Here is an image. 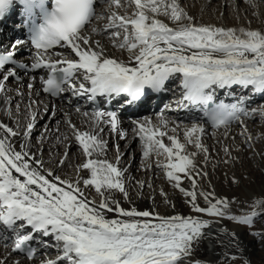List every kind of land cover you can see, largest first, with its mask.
Masks as SVG:
<instances>
[{
	"label": "snow or ice",
	"instance_id": "6c2138e0",
	"mask_svg": "<svg viewBox=\"0 0 264 264\" xmlns=\"http://www.w3.org/2000/svg\"><path fill=\"white\" fill-rule=\"evenodd\" d=\"M8 2L0 0V14L4 13ZM101 2L106 5L105 11L113 6L127 9L130 4L134 5V11L131 16H122L113 10L102 28L93 26L91 33H84V27L91 24L94 16L97 20L104 19L95 14L94 0H52L54 6H61L57 10L64 17V22L57 25L55 35L23 25L29 33L27 40L35 51L24 57L28 45L23 38H16L10 48L8 44L0 48V92L5 91L10 79L19 81L14 69L26 73L45 69L46 78L41 76L40 83L43 92L52 98H62L67 92L72 97L89 100L119 98L131 107L139 106L150 93L163 91L170 79H177L181 105L203 111L212 128H226L241 117L257 113V109L249 110L247 105L252 96L264 95V33L195 25L176 0L166 4L161 0ZM157 15L168 16L175 27L161 22ZM5 17L0 15V19ZM121 31L123 39L117 42L115 38ZM105 34L112 38L113 48L129 53L128 63L108 56L99 40L89 39V35ZM56 46L67 47L76 59H52L53 54L60 55L59 52L49 53ZM25 59L31 61L30 66H26ZM31 79L34 80L35 76ZM234 86L247 95L231 93L234 103H213L217 90H229ZM27 87L31 91L34 84L30 81ZM84 115L88 116V113ZM259 115L264 119V106L260 107ZM89 119L91 131L81 132L71 123L68 127L86 158L79 166L88 172L83 184L95 190L98 203L84 194L79 180L75 183L63 180L51 170L45 175L42 160L30 154L26 143H20L17 150L12 138L19 134L0 123V231L12 235L14 250L31 241L33 233L51 237L54 242L51 247L56 250V255L43 264H192L187 258L209 238L205 230L209 229L210 221L194 216H160L154 211L122 208L114 196L118 192L128 199L123 170L117 167L121 158L118 146L117 164L94 158V154H102L105 150V143L99 138L103 131L101 125H110L116 132L119 124L117 112L95 109ZM132 124L143 157L150 153L166 154L165 176L169 182L175 181L174 186L179 187L177 173H183L195 189L197 181L193 173L197 176L200 173L190 156L197 153L181 154L185 145L179 143L175 135L167 136L170 146L162 142L168 121L158 114L155 124L148 117L134 119ZM32 128L33 124L29 122L23 133L25 138ZM241 128H244L243 123ZM172 132L175 133L176 128ZM203 132V125L193 123L183 129L184 140L194 143L199 150ZM119 137L125 139V132L120 131ZM251 139L249 135L245 143H250ZM204 152L207 159V149ZM60 163L63 164V159ZM203 175L206 177L207 173ZM179 190L191 198L187 203L194 213L227 219L237 225L251 226L253 222L252 216L232 215L228 199L214 196L209 199L212 194L201 192L207 207H200L196 203L195 191L187 192L182 187ZM108 213H115L116 218H109ZM29 228L30 231L25 233ZM226 236L231 237L230 246L235 244L237 251L242 249L243 240L235 233ZM261 241L264 248V237ZM34 253L35 250L27 251L26 258L32 260ZM238 260L242 264H251V260L242 258V254L229 257L227 252L220 264H236ZM0 264L6 262L0 261Z\"/></svg>",
	"mask_w": 264,
	"mask_h": 264
},
{
	"label": "bare ground",
	"instance_id": "6f19581e",
	"mask_svg": "<svg viewBox=\"0 0 264 264\" xmlns=\"http://www.w3.org/2000/svg\"><path fill=\"white\" fill-rule=\"evenodd\" d=\"M179 1L185 2L184 8L180 6ZM240 1L241 0H176L180 8L192 18V22L195 25L220 28L221 24L219 23L218 17L215 14V8H217L218 12H222V24L226 28L256 30L264 33V0H244V3H242L244 4L243 8L239 5L241 4ZM121 2H123V0H121ZM169 2H171V0H161L162 4ZM129 9L130 10L128 13L123 14L120 10L118 11L115 6L110 8L108 11H105V6L101 5L100 7L96 8L95 14L98 15L100 12H102L104 19H101V23L95 25V27L98 29L102 28V26L107 23V16L113 10L116 11L118 15L131 16L134 11V5H131ZM231 13L236 17H234ZM148 15L152 14L148 13ZM156 18L167 24L169 27H175L168 16L157 15ZM95 20L96 18L94 16L91 24L87 27H84V33H91V27ZM247 22L249 23V26L246 25ZM122 35L123 34H121V36ZM89 39L99 40L108 56H114L125 63L129 62V53L113 48L112 38H109L107 34L104 36L89 35ZM122 39L123 36L121 39L116 40L119 42V40ZM0 40V47H3L4 44H7L5 39ZM56 52H59L60 55L53 54L51 58L54 60H59L62 58L76 59L75 54L71 53L70 50H58ZM25 61L28 60L25 59ZM15 71L18 73L19 81L17 82L13 79H10L6 83L5 91L0 92V123L5 124L12 129L16 127L17 123L14 121V118H11V115L9 114L10 111L8 110V105L11 103V101L15 100V93L10 92V87L19 86V89L22 88L20 87V83L26 82L27 78L18 69H15ZM170 80L172 82L176 79ZM13 83H17L16 86L13 85ZM178 85L176 86L177 88L179 87ZM168 86H170V83H168ZM176 87L175 90H170L169 92H174L180 89H177ZM26 92L28 93V91ZM231 93L234 92L232 91ZM30 94L31 99L29 105L24 102L18 103L17 100V102H15L17 103L16 105L18 108L17 113H19L21 116V122H18H20V125L22 122H25V124L22 128L21 134L12 138L14 141L13 146L19 150L20 143H26L29 146L28 150L30 154L33 155L34 158H39L42 160L45 175L47 174L48 170H51L56 176L63 180H69L73 183L79 180V187L83 189L84 194L89 199H93L98 203L99 196L95 190L92 189L90 185L86 187L83 184V179L88 178V172L86 169H83L79 166L85 161L86 158L83 155V150L80 149L78 143L75 141L72 130L68 127V123H71L77 130L81 132L91 131V121L89 118L93 111L85 108L82 104L79 108L80 111L77 112V108H75V97H72L70 93L67 92H65L62 95V98H59L58 100H51L48 97L41 96L34 91H31ZM239 95L241 94L236 96ZM245 95L247 94L245 93ZM166 98L168 97L161 98L152 112L140 117H148L151 119L153 124H155L157 115H162L168 121L166 136L161 138L162 142L167 146H170L171 142L167 139V136L175 135L178 142L185 145V147L181 150V154L190 155L192 153H197L194 157L190 156V158L193 159L196 169L200 173L199 176L193 173V177L197 181V187L194 189L191 181L186 179L183 173H177V175L180 177L179 187L184 188V190L187 192L195 191L197 196L196 203L200 207H207V202L204 200V197L200 195L201 192L205 194H212L209 196V199H212L213 196L216 199H228L230 201V209L232 212L236 211L237 204L242 205L243 202L252 205L259 202L261 203V201L264 202V177H262V182L260 181L259 184L256 183V188L252 189L250 187V182L248 180H243L242 176L246 173L247 169L244 165H242L241 160L244 159L243 147L248 145V143L245 142L248 140L249 135L252 137L251 140L261 138V140L264 141V126L259 128V124L257 125L256 122V119H262L259 115V109L261 106H264V102H262L264 101V95H262L260 98L252 97L248 101L247 107L249 110L252 108L257 109L256 114L251 117H241V119L229 124L226 128L221 127L215 130H212L204 121H202V114L200 111L190 110L189 108L182 106L181 102H177L174 105L167 104V106L163 109L157 110L160 108ZM52 105L54 106V110L51 113L50 108ZM44 113H48V115L45 116V120L42 124V127L46 128V134L44 137L39 136L40 133L38 136H36L35 133L39 129H42V127H38V123L40 122ZM84 113H88V116H85ZM121 114L125 115L126 112L122 110ZM140 117L134 119H138ZM134 119L127 122L122 121L121 130L125 132L126 136V138L123 140L120 139L119 133L109 130L107 125H101L103 131L100 133L99 138L104 141L105 150L102 154H94V158L97 160H106L107 162L117 164V154L115 155L114 153H110L108 150L110 149L109 146L112 147V151L114 152L115 149H117V146L119 148L121 158L117 164V167L123 170L124 186L128 192V199L125 200L124 197L118 192L114 193L115 199L124 209L135 208L138 211H154L155 214L160 216H193L194 213L191 210L190 204L187 203V201L191 198L185 197V195L179 190V187L174 186L176 182L173 181L170 183L165 176V168L167 165L166 154L156 155L155 153H150L147 157H143L138 137H136L133 132L134 126L132 121ZM29 122L33 124V128L30 131V135L25 138L23 133L26 130V126ZM57 122H59V124H57ZM193 123L203 125L204 128L201 139L202 147L199 150L196 149L194 143H186L183 136V129L191 127ZM241 123L244 125L243 129L241 128ZM52 124H57L58 127L53 130L50 126ZM173 128H176L175 133L172 132ZM230 129L233 131H230ZM40 138L42 140H39ZM32 140L35 142L33 143ZM108 144L111 145L107 146ZM40 147H42V150H44L45 153L38 155ZM77 148L80 152H78L79 155L74 157L73 161L72 153H75V149ZM204 149H207V159H205ZM225 149H227V152H225ZM66 150H68L69 153L73 150L74 151L71 153L72 155L70 154L71 156H66L64 155V153L67 152ZM225 153L233 155V160H237L236 165H239L235 174L232 176L225 175L228 178L238 179L242 182V186H240L238 193H235V195L225 194L223 192L221 181L222 174L220 172H215L218 167H225ZM91 158L93 157H89V159ZM61 159H63V164L60 163ZM173 162H175V157H173ZM158 169H161L162 172L158 173ZM66 170L71 172V175H76L75 178H68L65 175ZM135 172L140 173V177H137ZM205 172L207 173L206 177L203 175ZM13 174L16 175L15 173ZM46 178L52 180L50 177L46 176ZM204 178L209 184H206L203 181ZM253 180H258V176H254ZM141 184L143 187L140 186ZM155 184L156 186H153ZM58 186L60 185L58 184ZM165 198H167V202H165ZM213 202L215 201L213 200ZM165 205H171L172 208L170 207V209H166ZM262 210H264V207ZM107 215L109 218H116L115 213H108ZM20 223L22 222H17V224ZM221 229H223V231H221ZM26 231L27 230L25 229V232ZM205 231L208 233L209 238L205 239L202 245L194 251L191 257L187 258L193 264H195L196 261H199V264H220V259L224 251L230 255H240L243 253L246 259H250L251 257L255 256V254H260L258 249L256 250V253H254L255 248H251L249 241L243 237L240 231H231L229 228H226L224 222L214 221L213 223H210L209 229H206ZM227 233H235L237 238L243 240L242 249L240 251L236 250L235 244L230 246L229 242L231 237L226 236ZM7 236L11 237L9 233L0 231V242H5L4 240ZM209 240L212 242H209ZM52 243L54 242L51 240V237L42 238L39 235L36 236L34 243L36 253L34 254V258L32 260H25L20 255L12 251L13 246L5 245V247H0V261H4L6 264H43L45 260L55 258L56 250L51 247ZM45 244L48 246L45 247Z\"/></svg>",
	"mask_w": 264,
	"mask_h": 264
},
{
	"label": "rangeland",
	"instance_id": "374dc122",
	"mask_svg": "<svg viewBox=\"0 0 264 264\" xmlns=\"http://www.w3.org/2000/svg\"><path fill=\"white\" fill-rule=\"evenodd\" d=\"M121 3H123V2H121ZM184 3L185 2H183V1H179L180 6L183 7V8L185 6ZM240 3L241 4H239V5L243 8L244 4H242V3H244V0H241ZM101 5L106 6L104 3H102ZM101 5H99L98 7H100ZM130 7H131V4L127 7V9L117 8V10L118 11L120 10L123 14H126V13L129 12V10H130L129 8ZM215 14L217 15L219 23L221 24L220 28L227 29L222 24V18H223L222 12H220V11L218 12V9L215 8ZM102 15H103L102 12H100V14H98V16H102ZM233 16L236 17L235 15H233ZM100 23H101V20H97L96 19L94 21V23L92 24V27L95 26V25H98ZM246 25L249 26V23L247 22ZM88 30H90V29H88ZM121 34H123V33L122 32L120 33V36L118 38H116L117 40L121 39V37L123 36V35L121 36ZM7 44L9 45L8 41H7ZM16 84L17 83H15V84L13 83V85H15V86H16ZM10 92L15 93L14 94L15 100L11 101V103L8 105V108H9L8 110L10 111L9 114L11 115V118L12 119L14 118V121L17 123L16 127L13 130H14V132H16V133H18L20 135L21 132H22V128L24 127L25 122H22L21 125H20L21 116L19 115V113H17L18 112V108H17V105H16L17 103H15V102H17V101H18V103L24 102V103L29 105L30 104V99H31V94H30V96L26 95V92H25V90L23 88L19 89V87L17 88V87H14V86L10 87ZM262 102H264V101H262ZM48 113H49V110H48ZM48 113L47 114L46 113L43 114L40 122L38 123V127H42V124H43V122L45 120V116H47ZM26 118L28 119L27 116H26ZM18 121H20V122H18ZM256 122H257V125L259 124L258 125L259 128L264 126V119H259L258 118V119H256ZM57 124H59V122H57ZM57 124H52L50 126L54 130L55 128L58 127ZM231 130L232 129H230V131ZM45 131H46V128L42 127V129H39L35 133V135L38 136V134L40 133L39 136H41V137L43 136L44 137V135L46 134ZM215 136H217V135H215ZM39 140H42V139L40 138ZM32 142L34 143L35 141L32 140ZM109 145H111V144H108L107 146H109ZM109 148L110 149L108 150V152L114 153L115 155L117 154V152H116L117 149H115V152H114V151H112V147L111 146H109ZM68 150H66L67 152H65L64 155L71 156L73 154L72 155V160L74 161V157L76 155H79L78 152H80V151H78V148H77V149H75V153L73 152L74 150L69 153ZM243 150H244V152H243L244 159H241V160H242V165H244L246 167L247 171H246L245 174H243L242 177H243V180H248L250 182V187L252 189H255L256 188L255 186H257L256 183L259 184L260 181L262 182V179H263L262 177H264V164H263L264 163V152H263L264 151V141L261 140V138L260 139L258 138V139H255V140H251L250 143H248V145L243 147ZM43 153H45V151L42 150V147H40V151H38V155L39 154H43ZM233 158H234L233 155L225 153L224 154V161H225L224 166L225 167H223V166L218 167L216 169V171H215L216 173L220 172L222 174L221 181H222L223 192L225 194H230V195H235V193H238V190L240 189V186H242V184H241L242 182L240 180L231 179V178H228L227 176H225V175L232 176L233 174H235L237 172V168H238L239 165H236L237 160L234 161ZM131 162H132V159H131ZM158 170H159L158 173L162 172L161 169H158ZM251 171H252V173H251ZM65 175L68 178H73V179L76 176V175L75 176L71 175V172H69L68 170L65 171ZM135 175L137 177H140L141 174L138 173V172L137 173L135 172ZM254 176H258V180L254 181L253 180ZM259 178H261V179H259ZM203 181L206 184H209L208 181L205 178L203 179ZM132 184H131V186H132ZM153 186H156V184L153 185ZM165 207H166V209H170V207L172 208L171 205H168V206L165 205ZM263 207H264V202H262V201H261V203L259 202L257 204H253V205L243 202L242 205L237 204V208L238 209L236 208L235 212L234 211L232 212V210H231V214L232 215L252 216L253 217V222H252L251 226H248V225H237L235 222L229 221L227 219H218V218H214V217H207V216H205L203 214H198V213H194V212H193L194 213L193 216L194 217H198L200 219H208L210 221V223H213L214 221L224 222V224L226 225V228H229L231 231H240V233L243 235V237H245V239L249 241L251 248L252 249L255 248L254 253H256L257 249L260 252V254H258V255L255 254V256L250 258L251 259V264H264V248H262V246H261V244H262L261 237H264V210H262ZM251 233H256V235L253 236V235H251ZM225 253H226V251H224V253L222 254L220 262L225 258ZM241 254H242V258H245V255H243V253H241ZM241 254L240 255H236V256H241ZM227 255L229 257L232 256L229 253H227ZM236 264H242V261L238 260L236 262Z\"/></svg>",
	"mask_w": 264,
	"mask_h": 264
},
{
	"label": "clouds",
	"instance_id": "9594fccd",
	"mask_svg": "<svg viewBox=\"0 0 264 264\" xmlns=\"http://www.w3.org/2000/svg\"><path fill=\"white\" fill-rule=\"evenodd\" d=\"M43 7L46 10V14L41 13L39 9H34L39 17L36 30L38 32L43 30L44 32L55 35L57 25L64 22L62 13L57 10L61 6L59 4L54 6L52 3L51 7H49L48 0H43ZM40 43L43 44L44 41H40Z\"/></svg>",
	"mask_w": 264,
	"mask_h": 264
}]
</instances>
